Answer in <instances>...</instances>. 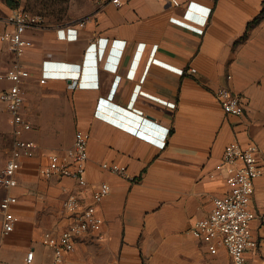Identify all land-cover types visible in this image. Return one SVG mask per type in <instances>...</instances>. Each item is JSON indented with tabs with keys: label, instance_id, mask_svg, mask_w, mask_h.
<instances>
[{
	"label": "crops",
	"instance_id": "1",
	"mask_svg": "<svg viewBox=\"0 0 264 264\" xmlns=\"http://www.w3.org/2000/svg\"><path fill=\"white\" fill-rule=\"evenodd\" d=\"M122 1L116 7L97 0L94 11L78 20L27 30L34 45L21 58L31 73L21 113L34 127L21 138L35 142L38 150L11 189L18 199V221L0 245V264H27L30 250L33 264H52L53 251L42 237L70 225L63 199L76 192L87 205L93 186L102 182L111 186L97 205L106 239L76 238L75 251L60 264H231L223 247L212 255L192 233L212 210L213 198L227 191L215 165L230 143L259 149L262 176L255 181L251 209L264 215V19L250 26L264 0H178V7L164 0ZM9 10L0 1V13ZM80 21H86L83 29ZM63 28L80 30L77 40L59 39L57 31ZM13 61L0 40V73ZM43 71L52 77L42 86ZM4 81L0 171L14 141L11 114L2 100L10 83ZM222 87L240 96L241 116L222 109L216 98ZM66 114L65 140L59 139L58 128ZM55 120L59 124L51 128ZM77 131L90 134L87 188L71 178L39 174L49 155H63L72 147ZM104 162L126 166L127 178L104 171ZM251 231L258 246L247 259L264 264V222L253 220ZM2 232L0 208V239Z\"/></svg>",
	"mask_w": 264,
	"mask_h": 264
},
{
	"label": "built area",
	"instance_id": "2",
	"mask_svg": "<svg viewBox=\"0 0 264 264\" xmlns=\"http://www.w3.org/2000/svg\"><path fill=\"white\" fill-rule=\"evenodd\" d=\"M164 1L170 2L174 7L181 5L178 0ZM110 2L116 7L124 5L122 0H110ZM44 24L42 16L32 15L22 8L11 9L5 14L0 13V25L3 26L0 40L7 43L8 52L14 58L11 66L4 73H0V80L10 83V87L2 93V100L6 102L14 128L12 155L0 171V208L3 212L0 245L4 238L14 232L18 221L14 215L18 199L11 194V189L17 186V178L22 173L26 160L33 158L38 150L35 142L21 138L25 131L34 127V123L21 113L26 96L25 83L31 77L30 71L21 62V58L34 45L33 40L27 36V30ZM85 25L86 21L78 23L80 29H83ZM78 31L80 30L63 28L57 31V35L59 39L75 41L78 38ZM190 71L195 73L196 69ZM51 77V74L43 71L38 78V83L42 86L47 85ZM216 98L225 113L235 116L243 114L244 105L240 96L230 89L219 88ZM117 124L120 125V123ZM124 127L139 137L147 140L151 138L138 127L130 125H124ZM89 141V133L77 131L72 147L63 155H49L47 164L39 167V174L47 179L55 176L71 178L79 187H89L87 178ZM258 151V147L253 144L242 147L238 143H230L225 147L219 162L215 165V171L223 176L227 191L224 195L213 198L212 210L199 219L192 230L196 239L208 245L210 254H217L223 247L231 257V264H251L246 254L258 246L251 231V223L256 218L264 222V215L257 216L251 209L255 181L262 176L257 159ZM101 168L121 178L128 176L127 167L114 162H104ZM110 192L111 186L107 182H102L93 186L92 201L87 205L82 203L76 192L68 193L63 199V210L72 219L70 225L58 235L46 232L42 237L43 245L53 251L52 264H60L66 253L75 251L78 237L93 234L100 241L106 239L104 220L98 215L97 205L108 197ZM33 257L34 252L30 250L25 258L26 263L33 264Z\"/></svg>",
	"mask_w": 264,
	"mask_h": 264
},
{
	"label": "rangeland",
	"instance_id": "3",
	"mask_svg": "<svg viewBox=\"0 0 264 264\" xmlns=\"http://www.w3.org/2000/svg\"><path fill=\"white\" fill-rule=\"evenodd\" d=\"M97 0H21L19 7L32 15H40L45 23L59 25L78 20L97 7ZM7 82L0 80V86H6ZM69 115L61 116L62 120L58 128L59 139H67V126L70 129ZM69 120V121H68ZM58 121H53L50 126H58ZM69 131V130H68Z\"/></svg>",
	"mask_w": 264,
	"mask_h": 264
},
{
	"label": "trees",
	"instance_id": "4",
	"mask_svg": "<svg viewBox=\"0 0 264 264\" xmlns=\"http://www.w3.org/2000/svg\"><path fill=\"white\" fill-rule=\"evenodd\" d=\"M7 8L11 9H15L19 7L20 1L21 0H0ZM264 19V7H263V11L260 15V17L256 18L252 23H250L251 25L257 24L259 22V20Z\"/></svg>",
	"mask_w": 264,
	"mask_h": 264
}]
</instances>
